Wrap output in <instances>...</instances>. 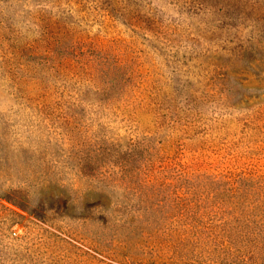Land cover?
<instances>
[{
  "label": "rangeland",
  "instance_id": "1",
  "mask_svg": "<svg viewBox=\"0 0 264 264\" xmlns=\"http://www.w3.org/2000/svg\"><path fill=\"white\" fill-rule=\"evenodd\" d=\"M0 264H264V0H0Z\"/></svg>",
  "mask_w": 264,
  "mask_h": 264
},
{
  "label": "trees",
  "instance_id": "2",
  "mask_svg": "<svg viewBox=\"0 0 264 264\" xmlns=\"http://www.w3.org/2000/svg\"><path fill=\"white\" fill-rule=\"evenodd\" d=\"M203 179L202 182H208L211 185H218L220 183L223 182V180H225V182L230 183L229 181H227L225 179V177H221V176H213V177H201V178H196L194 180V184L191 183V189L194 187L195 189L198 188V184H199V180ZM148 182V181H147ZM197 183V185H196ZM238 184V187L236 189H238V192H242V189L247 188L248 185H250V180L246 178L245 175H239L238 178H236L233 182V184ZM231 184H229L230 186ZM228 186V185H227ZM251 186V185H250ZM190 189V190H191ZM233 189V188H231ZM230 191V190H227ZM232 192H234L233 190H231ZM245 192V191H244ZM246 193H248L246 191ZM234 198V196H233ZM240 198V197H239ZM151 205L147 206L146 208H144V214L146 217V221H145V227L146 229H151L153 230L152 232H149L150 236H156L159 237V239H163V241L168 240V238H172V232L171 233H166L165 230V223L166 221H168L170 219V215L171 212H176L178 211L179 214H181V211H184L181 207H179L178 205H167L166 203H162V201H155V203H150ZM142 210V209H140ZM188 212L189 215H188ZM200 211H198L197 207H194L193 210L186 212V221L184 224H181V229L184 228V231L182 234H180V238L176 239L178 241V245L177 248H181L184 244H189L192 245L193 247H195V250H200V251H206V249H203L205 247H207V250H211V248H215L216 250H221L222 253L224 254L227 258H232L230 257L232 253H230V249H233L234 247H237L241 242L239 239H237V237L235 236H215L212 232V230L210 231V233H208V235L206 236V226L203 223L202 219L204 216L203 214L199 213ZM141 214V213H140ZM149 214H150V218H149ZM142 215V214H141ZM168 223V222H167ZM208 231H209V227ZM176 232V231H174ZM184 237V238H183ZM176 241V242H177ZM249 243H251L253 240H251L250 238H248V240H246ZM255 241V239H254ZM252 247V246H251ZM209 255L212 253H208ZM247 260H252L253 258V254L249 255V257L247 256Z\"/></svg>",
  "mask_w": 264,
  "mask_h": 264
}]
</instances>
